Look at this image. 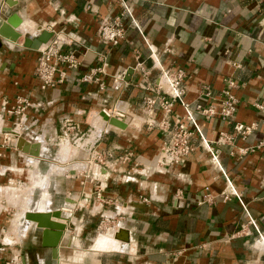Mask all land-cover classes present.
<instances>
[{
    "label": "crops",
    "instance_id": "crops-1",
    "mask_svg": "<svg viewBox=\"0 0 264 264\" xmlns=\"http://www.w3.org/2000/svg\"><path fill=\"white\" fill-rule=\"evenodd\" d=\"M14 1L4 11L22 21L9 26L20 38H0V264H264V155L238 154L264 136V0ZM104 20L122 26L119 45L102 42ZM26 35L47 41L26 48ZM56 41L78 66L61 64L63 82L43 90L38 59ZM179 71L186 93L170 122L185 118L184 104H212L205 89L219 94L235 80V122L259 129L218 146L233 126L196 115L220 156L196 134L195 151L168 163L166 117L145 99ZM20 99L33 107L10 115ZM104 111L128 116L127 129ZM31 210L66 229L44 236L25 219ZM57 210L69 220L53 218ZM121 229L128 242L114 238Z\"/></svg>",
    "mask_w": 264,
    "mask_h": 264
},
{
    "label": "built area",
    "instance_id": "built-area-1",
    "mask_svg": "<svg viewBox=\"0 0 264 264\" xmlns=\"http://www.w3.org/2000/svg\"><path fill=\"white\" fill-rule=\"evenodd\" d=\"M123 37L124 30L120 24H111L108 20L103 21L100 28V38L105 45L117 46ZM61 47L62 44L56 41L40 52L38 66L36 68V77L43 90L55 87L58 83L63 82L65 74L60 71L59 66L61 64H68L70 68H77L78 66V62L73 55L61 54ZM142 72L145 76L147 75L144 69H142ZM58 73L60 79L57 80ZM92 80V76H86L84 78L85 82H91ZM185 80L186 74L183 71H179L173 75L163 74V79H160L158 85L155 88H149L155 93V95L148 96L145 99L146 110L148 113H153L155 107L159 105L166 117L158 126L169 137L168 141L165 143L164 149V152L168 156V163L172 165H180L195 151L196 147L193 140L195 139L196 134L200 136L204 148L212 153L213 160L217 161L218 156H220V149L214 150L211 148V144L203 137L198 121L196 120V115L207 120L219 117L233 126L234 134L221 132L219 134V140L212 143L217 144L218 146H233L237 137L246 140L253 132L259 129V124L257 123L245 125L240 122H235L239 104V101L234 94V90L238 88L235 80H228L227 88L219 94H214L209 88L205 89L202 92L201 97L211 100L213 102L212 104L204 105L202 103H197L195 108H192L190 104H184L187 109L185 118L178 119L174 121V123L170 122L169 117H171L174 103L178 100H182L185 96ZM164 85L167 87H164ZM256 106L260 110L264 109L262 105L258 104ZM31 107H33V105L30 102L25 99H20L17 105L8 111V113L10 115H25L26 111ZM104 113L110 118L111 116H115L106 111H104ZM116 116L121 117L122 115L116 114ZM150 125H156V122L152 121ZM255 153H261L264 155V136L255 146L238 149V154L241 157ZM231 154L234 156L236 155L235 152ZM232 192L235 193L234 191ZM206 200L209 202L213 199L210 195H207ZM251 224L256 230H258L253 221ZM259 242L264 245V237L262 235L259 237Z\"/></svg>",
    "mask_w": 264,
    "mask_h": 264
},
{
    "label": "water",
    "instance_id": "water-1",
    "mask_svg": "<svg viewBox=\"0 0 264 264\" xmlns=\"http://www.w3.org/2000/svg\"><path fill=\"white\" fill-rule=\"evenodd\" d=\"M14 0H0V38L4 39V40H8L10 42H17L18 39L20 38V34L17 32H12V30H10L9 26L12 27L14 30L18 29L21 25H22V21L20 19H18V17L16 15H13L12 17L9 16L7 17V14L4 11V6L7 3L9 6H14ZM47 40H44L43 38H41V41L39 42H33L32 38L29 35L25 36V42H24V47L26 48H31V49H40L41 45L46 43ZM3 44V40H0V45ZM130 74H132V72H130ZM103 117H105V120L113 127H116L118 129H122L125 130L127 129L128 125L127 123H129L130 118L128 116L124 117L125 121H123V117H108L105 113L103 114ZM22 141L19 140L18 144H20ZM53 218L56 219H60V220H69V217L67 215H65L63 212H61L60 210L54 211L52 212L51 215ZM25 219L32 223H36L39 229H43L44 230V236L48 235V232L50 230H57L59 231V233L61 234L62 232H64V230L66 229V227L64 226V224H56V223H52L48 221V216H44V215H40L35 213L34 211H28L25 214ZM124 234V230H120L115 236L114 238L116 240L122 241V242H128L127 238H124L123 235Z\"/></svg>",
    "mask_w": 264,
    "mask_h": 264
}]
</instances>
